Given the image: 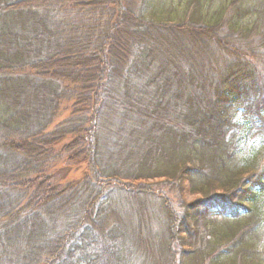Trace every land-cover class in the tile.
I'll list each match as a JSON object with an SVG mask.
<instances>
[{
  "label": "trees",
  "instance_id": "trees-1",
  "mask_svg": "<svg viewBox=\"0 0 264 264\" xmlns=\"http://www.w3.org/2000/svg\"><path fill=\"white\" fill-rule=\"evenodd\" d=\"M170 1L156 26L133 0H0V264H178L175 246L187 264H264V163L244 157L264 139V0ZM137 75L159 89L137 92ZM21 88L49 96L43 117ZM61 158L88 172L53 180ZM151 200L161 246L142 236Z\"/></svg>",
  "mask_w": 264,
  "mask_h": 264
},
{
  "label": "rangeland",
  "instance_id": "rangeland-1",
  "mask_svg": "<svg viewBox=\"0 0 264 264\" xmlns=\"http://www.w3.org/2000/svg\"><path fill=\"white\" fill-rule=\"evenodd\" d=\"M133 1H135V3H137V7L138 8L142 9L144 7V9H145V7H146L147 11L151 12V14H155L156 15V16L154 15V19L153 20L152 19L148 20L150 25L154 24L156 26H157L158 23H155L154 21L158 20L159 19L158 17H160V15H163L164 17H166L168 19V17H169L168 15L170 14L172 6H173L170 0H169L170 2L168 0H133ZM147 16L150 18V14H148ZM261 17L262 16H260L259 18L257 17L259 19L257 23H258V25L262 26L263 30H260V32H264V18H261ZM164 21H165L164 22L165 24H168V23H166L168 21H166V20H164ZM48 31H49V29H48ZM254 34H256L258 36H255ZM249 36H251V39L249 41L250 45L254 46L256 44L257 45L259 44V40H260L259 36H261V33L254 31V32L250 33ZM47 40L53 42L52 44H54L53 45L54 49H61L60 43H62V41L60 42V40L53 39V38H49ZM42 43L44 44L45 40H43ZM128 60H129V58H128ZM131 61H133V60H130L129 62L132 63ZM130 63L128 64V68H129V70H127L128 72L129 71L131 72L130 67H129ZM181 65H182V63H181ZM172 69H173V65L172 64H168V65H165L163 70L172 71ZM124 71L125 70L122 71V73H121L122 75L123 74H127V72H124ZM138 76L139 75H137V77H135L136 81L134 82V87L137 89L136 90L137 92L140 93V91H143L144 94H149V92H153V91L155 92V90L159 89L158 88V84L160 82L155 81L154 83H150L149 85H145L146 84V83H144L145 76H143L141 78H139ZM130 78H132V77H130ZM175 90H176V92L178 91L177 89H175ZM154 92H153V94H154ZM171 92L172 91L169 90L168 91V95H170ZM48 98H49V96L47 94H45L44 92H41L40 90H35L34 91V90L26 89V88H21V90L18 91V102L20 104L19 107H23V108L25 107L24 110H26V111L34 110L35 112H38L40 114V117L38 119H40L41 117L44 116L45 104H46V100ZM165 100H166L165 103L167 104V101H168L167 98H165L162 101L164 103ZM155 104H156V101H155ZM71 107H72V103H63L62 104L61 113H60L59 117L56 119L52 129L55 126H57L59 123H61L62 121L66 120L69 117V115L71 114L70 113L71 112V110H70ZM126 126H129V123H126ZM111 127H113V124H112ZM111 127L109 126L107 129H110ZM52 129H50V130H52ZM234 135H237V132L232 131V129L230 128V138L233 137ZM122 138H125L124 135H122V137H121V142L123 143L124 140H122ZM63 144H65V143H63ZM61 146L62 145L60 144L58 146H54L53 148H54L55 151H59ZM129 146L130 145H128L127 148ZM124 149H125V147H124ZM124 149H122V151ZM247 149H248V147H247ZM247 149H246V151H247ZM256 149H257V151H256ZM253 151H254L253 155H250V154H245L244 155V157H246L245 159L246 160L248 159L247 164H249V166L251 165V167L253 165L255 167L256 166H260V165L262 166L263 163H264V139L263 138H258L257 139V141L255 142V149ZM130 152L134 153V150L129 148V149L124 150L122 152V154H121V156H122V160H121L122 165H126L127 164V162L124 161L123 157H126ZM110 155L113 156L112 153H110ZM252 158H254V159H252ZM61 159L62 160L59 161L61 163H55V164L50 165L51 169L47 173L49 176L51 175L53 177V180H55V181L58 180L64 174L65 170H68V173L63 178L64 182H72V181L81 180L83 178L84 174L86 172H88L87 171V167H86V165L84 163H78V164L69 163L68 164V162H67L68 159H65V158L64 159L61 158ZM127 159H128V157H127ZM60 169H64L63 170L64 172L59 173ZM57 176H58V179H57ZM160 181H162V180H160ZM160 181H153V183H160ZM129 182L130 181H128V183ZM148 183H151V182L149 181ZM200 197H201L200 195H190L187 192L183 196L185 202L188 203V204L195 202ZM173 205L176 206V203H173ZM148 210L150 211V218L147 215L148 220L145 221V223L148 224V227L150 228L149 236L146 235V233H143L142 236L143 237H147V238L149 237L154 242H156V244H160L163 240L168 238L167 237V234H168L167 232L168 231H167L166 218H165V216L163 215V212H162L163 208L160 207L159 205L155 204V200H151L150 205H148ZM260 211H262L263 215H261V217L264 219V199H263V204L261 206V210ZM133 212H134V214H133ZM135 213L136 212H135L134 209L127 208L126 209V215H125V213H123V224H124L125 221L129 224V221H127L126 217H129V216L133 215V219H134L136 217ZM179 213H183V212L180 211ZM213 218H214V216L212 217V219ZM245 218H248V216L245 217ZM251 220L255 221L254 218H252ZM248 222L249 221L247 219H244L243 221H241L239 223L232 222L230 224V226H226V229L229 230V232H232V233H233V231L236 232L238 230L246 231L245 227L247 228ZM235 224L236 225L239 224V226L235 227ZM260 232L263 234V236L261 234V237H260L261 239L260 240H256V246H257L256 249L259 252V256L264 257V222L261 224ZM160 246H161V244H160ZM184 250L185 249H183L182 247H178V246L174 247V251L177 254V256L179 257L178 261H177L178 264L186 263L187 258L186 257L183 258V253L185 252ZM128 258H130V260L128 261L129 264H141V262H142V259L139 258L136 255H133V256L128 257Z\"/></svg>",
  "mask_w": 264,
  "mask_h": 264
}]
</instances>
